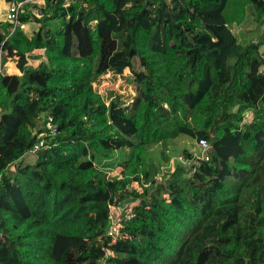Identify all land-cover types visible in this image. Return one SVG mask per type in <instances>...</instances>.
Here are the masks:
<instances>
[{
	"label": "trees",
	"instance_id": "trees-1",
	"mask_svg": "<svg viewBox=\"0 0 264 264\" xmlns=\"http://www.w3.org/2000/svg\"><path fill=\"white\" fill-rule=\"evenodd\" d=\"M37 7L20 14L31 35L0 21V264H264V36L231 30L260 26L264 0ZM107 71L132 76L128 104L95 90ZM180 135L208 140V160L161 171L149 148ZM125 149L131 169L94 161ZM116 210L132 217L111 239Z\"/></svg>",
	"mask_w": 264,
	"mask_h": 264
},
{
	"label": "rangeland",
	"instance_id": "rangeland-1",
	"mask_svg": "<svg viewBox=\"0 0 264 264\" xmlns=\"http://www.w3.org/2000/svg\"><path fill=\"white\" fill-rule=\"evenodd\" d=\"M6 1L0 0V21H5V12H6ZM26 11V10H25ZM30 11L34 16L38 18L41 14L38 12V15H35L32 10ZM253 16L246 15L245 19L241 23H232L231 30L237 36L238 41L245 43L247 41L253 40L256 41L259 37L264 36V21L260 26L253 21ZM34 23L23 22L25 23L24 31L31 35L34 31H37L40 27V23L34 21ZM264 50V46L261 47V51ZM39 61H30V67H36ZM132 76L126 72L121 75L114 73L113 71H107L100 76V78L95 83V90L99 92L102 98L105 101H109L114 97H118L123 104H128L132 97L135 95V84L131 82ZM31 99V98H30ZM28 99L20 97L17 98V102L23 104L26 103ZM28 125V124H27ZM27 125L21 124V132L26 134ZM35 131V129L33 128ZM198 144L195 143L193 139L188 136L180 135L174 139L169 140L166 145L158 143L149 148V157L152 162L159 164L161 171L173 170L175 166L183 167L187 166L188 158L185 157V152L190 153L193 158H196L198 153L201 151L198 148ZM34 153H31L33 155ZM29 156L30 160H33L34 157ZM197 159V158H196ZM95 163L98 165L100 170L112 172V166L116 164H125L128 169H131L134 165L138 164L136 154L133 149L125 150H116L110 153L108 156H96L94 158ZM159 170V171H160ZM161 176V172L158 174ZM146 186V185H145ZM137 190H140V187L137 183L133 185ZM121 210H116L112 214V219L117 221L119 225L123 218ZM124 216V215H123ZM122 216V217H123Z\"/></svg>",
	"mask_w": 264,
	"mask_h": 264
},
{
	"label": "built area",
	"instance_id": "built-area-1",
	"mask_svg": "<svg viewBox=\"0 0 264 264\" xmlns=\"http://www.w3.org/2000/svg\"><path fill=\"white\" fill-rule=\"evenodd\" d=\"M44 1L45 0H12L8 2L5 12V17H6L5 21L12 24V31L16 27L24 29L26 24L20 20V14L25 12L26 6L28 10H32L33 13H35V15H38V12L40 13V11H39V7L37 6L43 5ZM251 117L252 115L249 112L246 113L245 118H251ZM45 131L48 132L49 134H55L57 131V124L53 121L52 117L50 116H48L45 122ZM42 135L43 133H40L38 137L40 138L42 137ZM195 143L199 145L198 148L201 150L196 156V158L200 160H208L210 142L206 139H200ZM42 144H43V140L40 139L39 142L36 145H34V147L31 149L30 152L34 153L36 149ZM131 217H132L131 213L124 214L125 219H129ZM106 236L110 237L111 239H116L117 237H120L119 225L117 224V221H114L113 219L111 220L110 226L106 232Z\"/></svg>",
	"mask_w": 264,
	"mask_h": 264
},
{
	"label": "crops",
	"instance_id": "crops-1",
	"mask_svg": "<svg viewBox=\"0 0 264 264\" xmlns=\"http://www.w3.org/2000/svg\"><path fill=\"white\" fill-rule=\"evenodd\" d=\"M21 124H23L24 126L25 125H27V131H26V134H24V133H22L21 132V134H20V126H19V128H18V130H17V136H19V137H23V138H27L29 135H31L32 133H34L35 131L33 130V127L26 121V120H22L21 121ZM20 124V125H21ZM27 155H30L31 157L33 156V155H31V153H28V154H26L25 156H24V159L25 160H27V161H33V160H30L29 159V156H27ZM18 157L20 158L21 157V155H18ZM34 157V156H33ZM35 158V157H34Z\"/></svg>",
	"mask_w": 264,
	"mask_h": 264
}]
</instances>
